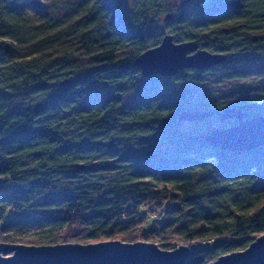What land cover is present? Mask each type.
<instances>
[{
    "label": "trees",
    "instance_id": "16d2710c",
    "mask_svg": "<svg viewBox=\"0 0 264 264\" xmlns=\"http://www.w3.org/2000/svg\"><path fill=\"white\" fill-rule=\"evenodd\" d=\"M49 1L0 0V242L191 245L186 264L248 249L264 235V147L215 148L205 138L237 120L182 117L264 116V87L231 105L207 79L264 67V0L174 14L164 0ZM166 36L227 60L146 78L137 61Z\"/></svg>",
    "mask_w": 264,
    "mask_h": 264
},
{
    "label": "water",
    "instance_id": "95a60500",
    "mask_svg": "<svg viewBox=\"0 0 264 264\" xmlns=\"http://www.w3.org/2000/svg\"><path fill=\"white\" fill-rule=\"evenodd\" d=\"M38 7L39 4H36ZM176 55L174 67L163 65L165 54ZM173 58V57H172ZM227 59L199 50L193 43L178 44L172 36H166L162 44L143 54L137 61L146 78L152 76L172 77L184 70H207ZM188 121H204L218 116L221 123L237 120L233 128L214 130L205 141L215 148L234 152H249L264 147V116L250 118L237 109L222 113L191 112ZM181 118V119H182ZM191 249L180 246L166 251L155 243H125L109 241L98 244H62L56 246H27L0 242V264H186ZM210 264H264V235L248 249L223 256Z\"/></svg>",
    "mask_w": 264,
    "mask_h": 264
},
{
    "label": "rangeland",
    "instance_id": "374dc122",
    "mask_svg": "<svg viewBox=\"0 0 264 264\" xmlns=\"http://www.w3.org/2000/svg\"><path fill=\"white\" fill-rule=\"evenodd\" d=\"M33 1L37 2L40 5H46L49 0H33ZM67 1L73 2L75 0H67ZM139 1L140 0H127L125 7L127 9H131L132 6L138 3ZM193 1L194 0H164V3L166 6V9L170 10L171 14H174L180 7L190 5L192 4ZM49 2H51V0ZM159 26L162 27L163 23L158 24V27ZM261 62L263 61L255 60L251 63H241L240 68L243 71L247 72V75L245 76V78L241 80L229 79V80L220 81L219 76H210V77H207V79L213 82L212 86L215 87L216 92L220 93V97L222 101L224 103H228L232 105L233 103H237L238 101H241L243 97L242 92H244L246 95H253V93H255L258 88L264 87V67L261 65ZM224 75L227 77L228 73ZM136 100L137 98L135 97L134 94L129 93L126 96V102L128 104H132ZM215 122H218V121H215ZM233 127L235 126L230 125L228 128H233ZM183 129H187V127H183ZM153 213H154V217L149 227H151V225L154 224L153 223L154 220L155 221L158 220V217H160L161 215V210H159L158 213L156 212V210H154ZM37 231H39L37 228H31L30 232H28V235L36 233ZM112 241L122 242V240H112ZM98 243H104V242H96V243H91V244H98ZM184 246H188V248H190L191 245H184ZM178 248L179 247L177 246L175 250H177Z\"/></svg>",
    "mask_w": 264,
    "mask_h": 264
},
{
    "label": "bare ground",
    "instance_id": "6f19581e",
    "mask_svg": "<svg viewBox=\"0 0 264 264\" xmlns=\"http://www.w3.org/2000/svg\"><path fill=\"white\" fill-rule=\"evenodd\" d=\"M170 56H171V60H170L169 55L167 53L165 54V59L167 58V61L165 63H163V65L171 68V67H174L172 61H176V60H178V58L176 57V55H170Z\"/></svg>",
    "mask_w": 264,
    "mask_h": 264
},
{
    "label": "built area",
    "instance_id": "2783aa9c",
    "mask_svg": "<svg viewBox=\"0 0 264 264\" xmlns=\"http://www.w3.org/2000/svg\"><path fill=\"white\" fill-rule=\"evenodd\" d=\"M212 242H213L212 240H211V241H209V243H212ZM194 243H200V241H195ZM201 243H204V244L206 243V244H207L208 242H207V241H205V242H201Z\"/></svg>",
    "mask_w": 264,
    "mask_h": 264
}]
</instances>
